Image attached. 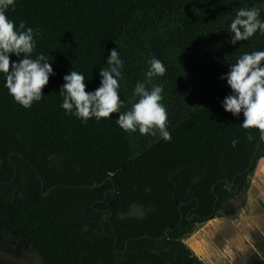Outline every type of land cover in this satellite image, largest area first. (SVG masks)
Returning <instances> with one entry per match:
<instances>
[{
    "label": "trees",
    "instance_id": "trees-1",
    "mask_svg": "<svg viewBox=\"0 0 264 264\" xmlns=\"http://www.w3.org/2000/svg\"><path fill=\"white\" fill-rule=\"evenodd\" d=\"M252 6L264 19V0H16L8 17L38 30L32 56L42 53L55 75L43 99L24 108L0 74L1 227L43 264H204L184 237L246 192L264 158L258 130L222 106L232 90L221 74L242 53L264 50L259 33L230 42L236 11ZM114 48L123 61L121 111L138 100L137 82L162 85L171 140L125 132L118 113L85 123L60 107L64 75L74 69L86 91L96 89ZM152 57L167 70L149 80ZM133 203L146 215L121 218ZM0 264L23 263L0 255Z\"/></svg>",
    "mask_w": 264,
    "mask_h": 264
},
{
    "label": "clouds",
    "instance_id": "clouds-1",
    "mask_svg": "<svg viewBox=\"0 0 264 264\" xmlns=\"http://www.w3.org/2000/svg\"><path fill=\"white\" fill-rule=\"evenodd\" d=\"M16 0H0V74L13 99L24 108H31L33 103L43 99V87L48 84L50 75H55L50 61L39 53L33 58L38 30L26 27L24 21L16 24L7 12L15 8ZM227 31L231 35V44L247 41L253 35H264V19L261 9L252 7L239 8L231 20ZM11 54L19 59L12 60ZM22 57V58H21ZM107 68L100 69V85L86 91L85 76L74 69L65 74V81L59 90L63 97L60 107L82 122L90 118L100 120L118 113L116 123L125 132L139 131L140 134L156 135L159 132L164 140H171L167 127L168 113L161 101L163 86L153 85L150 89L144 82H137L134 96L138 97L128 111H121L124 101L118 90L122 76L123 61L117 49H112L107 56ZM146 76H163L166 72L164 63L152 57ZM231 88V93L224 97L222 106L234 117L243 116L240 126L245 129L255 128L259 138L264 141V50L242 53L234 63H230L228 72L221 74ZM252 140L251 135L248 136ZM235 147L237 140H232Z\"/></svg>",
    "mask_w": 264,
    "mask_h": 264
},
{
    "label": "rangeland",
    "instance_id": "rangeland-1",
    "mask_svg": "<svg viewBox=\"0 0 264 264\" xmlns=\"http://www.w3.org/2000/svg\"><path fill=\"white\" fill-rule=\"evenodd\" d=\"M249 180L246 192L184 237L204 264H264V158ZM19 242L0 224L1 256L23 264H43L34 247Z\"/></svg>",
    "mask_w": 264,
    "mask_h": 264
},
{
    "label": "water",
    "instance_id": "water-1",
    "mask_svg": "<svg viewBox=\"0 0 264 264\" xmlns=\"http://www.w3.org/2000/svg\"><path fill=\"white\" fill-rule=\"evenodd\" d=\"M260 146V141L258 142L257 146H256V149H255V152H254V155H253V158H252V161H251V164L253 163L254 159H255V156L257 154V151H258V148ZM228 186L231 188V187H234L235 186V180H232V181H229V180H226ZM172 192H173V189L172 187H170ZM237 190H239V188L237 187ZM174 198L175 200H177L175 194H174ZM219 198L218 195H216V200ZM85 212H87V209H85ZM146 215V211H145V208L143 205H139L138 203H133L131 206H130V209L128 212H120V217L121 218H126V217H139V218H143L144 216Z\"/></svg>",
    "mask_w": 264,
    "mask_h": 264
},
{
    "label": "flooded vegetation",
    "instance_id": "flooded-vegetation-1",
    "mask_svg": "<svg viewBox=\"0 0 264 264\" xmlns=\"http://www.w3.org/2000/svg\"><path fill=\"white\" fill-rule=\"evenodd\" d=\"M49 193V190H48V192H47V194ZM105 198H107V192L105 193ZM195 207H191L188 211H187V213H186V215L188 216V219L189 220H195L197 217H198V214L196 213V211H195ZM113 215V212L112 211H110V212H105L104 214H103V217H104V220H105V222H110V216H112ZM13 235H14V233H13ZM166 235H168V231L166 230ZM14 238H16L15 237V235H14ZM17 239V238H16ZM20 242V245H23V242H25V245L26 246H29L30 245V243L27 241V240H25V239H18Z\"/></svg>",
    "mask_w": 264,
    "mask_h": 264
}]
</instances>
